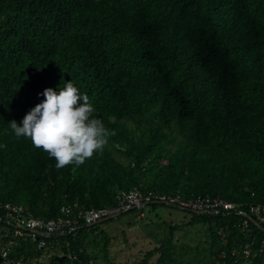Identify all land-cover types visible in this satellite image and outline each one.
<instances>
[{"label":"trees","instance_id":"trees-1","mask_svg":"<svg viewBox=\"0 0 264 264\" xmlns=\"http://www.w3.org/2000/svg\"><path fill=\"white\" fill-rule=\"evenodd\" d=\"M69 80L116 134L102 154L58 170L8 122ZM134 186L246 212L264 203V0H0V216L7 202L44 219L64 204L112 206ZM160 204L189 213L182 227H204L209 264H243L245 246L250 264H264V224ZM98 226L39 248L0 221V241L15 239L20 264H97L85 241ZM172 240L134 264H179ZM108 243L103 264H113Z\"/></svg>","mask_w":264,"mask_h":264},{"label":"clouds","instance_id":"clouds-1","mask_svg":"<svg viewBox=\"0 0 264 264\" xmlns=\"http://www.w3.org/2000/svg\"><path fill=\"white\" fill-rule=\"evenodd\" d=\"M58 88H44V99L19 124L13 119L8 125L17 139H30L35 148L53 158L59 170L69 165L79 167L94 153L102 154L116 133L95 115L89 96L82 94L71 80Z\"/></svg>","mask_w":264,"mask_h":264},{"label":"rangeland","instance_id":"rangeland-1","mask_svg":"<svg viewBox=\"0 0 264 264\" xmlns=\"http://www.w3.org/2000/svg\"><path fill=\"white\" fill-rule=\"evenodd\" d=\"M126 124L135 128L131 121ZM139 130L136 129V135ZM121 160L126 163L125 158ZM188 219L189 213L166 205H156L152 209L135 208L109 221L96 223L99 226L87 237L85 248L89 254L97 257V264H103L107 238L109 243L106 250L113 264H134L141 261L149 249L172 237L177 263L209 264L211 256L204 227H182ZM103 232L106 233L105 237ZM156 258L157 255L149 258L146 264H154Z\"/></svg>","mask_w":264,"mask_h":264},{"label":"built area","instance_id":"built-area-1","mask_svg":"<svg viewBox=\"0 0 264 264\" xmlns=\"http://www.w3.org/2000/svg\"><path fill=\"white\" fill-rule=\"evenodd\" d=\"M150 203L176 205L183 209L190 208L198 213L215 215L238 213L245 217L242 223L243 229L247 226V220H251L258 225L264 224V203L250 204L248 212H246L240 209L238 204L221 198L198 196L194 199L184 200L178 196L142 191L137 186L128 191H119L116 194L115 205L83 209L77 208L76 204H64L59 209V215L50 219L25 214L22 205L7 202L1 205L5 213L0 216V221H3L5 226L13 229L15 238L27 236L36 241L39 248H42L46 246L45 238L75 231L82 225L91 226L100 221H108L128 210L143 208ZM14 244L15 239H10L7 243L0 241L1 264H20V260L14 261L9 257ZM241 252L245 258L243 264H250V248L245 246Z\"/></svg>","mask_w":264,"mask_h":264},{"label":"water","instance_id":"water-1","mask_svg":"<svg viewBox=\"0 0 264 264\" xmlns=\"http://www.w3.org/2000/svg\"><path fill=\"white\" fill-rule=\"evenodd\" d=\"M100 222H101V221H100ZM74 262H75L76 264H78L77 261H74ZM0 263H1V258H0Z\"/></svg>","mask_w":264,"mask_h":264}]
</instances>
